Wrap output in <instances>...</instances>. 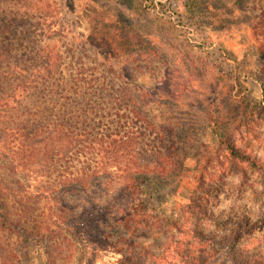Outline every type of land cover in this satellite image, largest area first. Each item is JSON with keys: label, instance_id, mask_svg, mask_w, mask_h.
<instances>
[{"label": "rangeland", "instance_id": "374dc122", "mask_svg": "<svg viewBox=\"0 0 264 264\" xmlns=\"http://www.w3.org/2000/svg\"><path fill=\"white\" fill-rule=\"evenodd\" d=\"M261 23L264 0H0V54L7 47L13 52L52 49L62 58L61 83L111 86L116 95L124 91L139 114L133 116L137 131L175 141V154L166 162L171 170L150 178L147 202L157 214L176 217L194 199L196 204L184 213L190 219L184 232L195 230L207 249L214 241L218 253L207 264H233L227 248H221L226 237L253 258L264 257ZM92 37L96 43H112L117 56L95 45ZM162 85H174L179 95L163 93ZM212 113L220 134L257 165L230 163L211 132ZM163 155L158 156L162 164ZM0 175L17 201L36 190L33 180L3 170ZM24 228L28 236L24 232L23 240L11 242L21 258H8V247L0 244V264H45L40 257L48 251L57 255V264H154L147 253H162L167 242V233L137 236L139 244L128 248L132 239L123 242L119 237L126 234L115 227L110 233L122 244L114 248L100 251L66 241L55 251L49 237L35 236L32 224ZM181 246V254L173 247L163 264H203L194 257L201 258L206 248Z\"/></svg>", "mask_w": 264, "mask_h": 264}, {"label": "trees", "instance_id": "16d2710c", "mask_svg": "<svg viewBox=\"0 0 264 264\" xmlns=\"http://www.w3.org/2000/svg\"><path fill=\"white\" fill-rule=\"evenodd\" d=\"M91 40L117 56L112 43ZM7 49L0 54V170L37 185L31 196L21 195L17 201L0 175V244L8 247L5 256L21 258L11 242L23 240L24 232L28 236L24 227L30 224L38 230L31 231L37 238L49 237L55 251L66 241L100 251L114 248L122 244L110 233L116 227L126 234L119 237L123 242L132 239L128 248L139 244L137 236L151 239L167 233L162 253H147L154 264H163L173 247L181 254L184 244L194 251L206 248L201 258L194 257L203 264L217 255L214 241L207 249L195 230L184 232L190 222L184 213L196 204L194 199L176 217L157 214L146 200L150 178L171 170L166 162L175 154L173 137L168 141L164 135L137 131L133 116L139 114L122 90L119 96L111 86L61 83L62 58L52 49ZM161 90L173 98L179 95L174 85H162ZM209 124L231 164H258L220 134L214 113ZM159 155L166 158L163 164ZM175 234L192 241L176 240ZM229 238L221 248H227L233 264H264V257L253 258ZM40 258L45 264L58 263L52 251Z\"/></svg>", "mask_w": 264, "mask_h": 264}]
</instances>
